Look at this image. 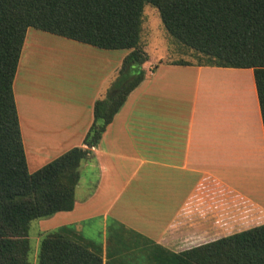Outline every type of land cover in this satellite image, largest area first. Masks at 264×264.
Returning a JSON list of instances; mask_svg holds the SVG:
<instances>
[{"label":"crops","instance_id":"obj_1","mask_svg":"<svg viewBox=\"0 0 264 264\" xmlns=\"http://www.w3.org/2000/svg\"><path fill=\"white\" fill-rule=\"evenodd\" d=\"M26 47L24 38V55ZM142 67L143 79L78 165L72 209L45 218L44 230L66 227L68 236L86 242L85 224L95 222L104 260L107 247L118 244L117 236L108 237L116 229L127 243L139 239L178 252L264 223V134L252 70L172 62ZM108 76L84 101L71 94L51 102L21 93L15 71L27 171L83 146L92 103L106 94ZM81 173L92 174L87 184Z\"/></svg>","mask_w":264,"mask_h":264},{"label":"trees","instance_id":"obj_2","mask_svg":"<svg viewBox=\"0 0 264 264\" xmlns=\"http://www.w3.org/2000/svg\"><path fill=\"white\" fill-rule=\"evenodd\" d=\"M156 9L164 32L196 65L250 68L264 134V0H0V264H30V222L70 211L78 165L95 146L144 77L143 6ZM98 49L127 50L104 96L92 103L83 146H73L32 172L27 171L12 80L27 28ZM187 64L182 60L172 62ZM112 229V228H111ZM58 227L42 233L37 264H129V247L149 250L153 264H264V223L178 252L135 239L108 246L80 242ZM111 234V235H110ZM121 236V237H119ZM139 248V249H140Z\"/></svg>","mask_w":264,"mask_h":264},{"label":"rangeland","instance_id":"obj_3","mask_svg":"<svg viewBox=\"0 0 264 264\" xmlns=\"http://www.w3.org/2000/svg\"><path fill=\"white\" fill-rule=\"evenodd\" d=\"M141 40L148 58L142 64L146 68L158 62H175L182 60L196 64L192 52L179 50L164 32L157 11L150 5L143 6ZM26 55L20 51L16 65L17 88L21 93L32 97L41 96L43 100L62 102L71 94H79L86 100L92 94L101 79L105 76L113 78L115 70L120 67L121 56L125 50L98 49L74 40L63 38L34 28L25 31ZM32 36L37 37L34 46L29 49ZM27 49H29L27 51ZM111 76V77H110ZM58 100V101H57ZM50 105V103H49ZM28 171L31 172V165ZM82 181L92 178L91 173H81ZM44 219L38 218L30 222L28 230L30 264H37V252L42 233L46 232ZM49 226V225H48ZM89 240L98 242L99 232L95 222L85 224ZM112 227V226H111ZM130 236L131 234L128 233ZM85 236V235H84ZM127 238V236H126ZM140 247H129L132 252L122 256L129 264H153L148 257L149 250Z\"/></svg>","mask_w":264,"mask_h":264}]
</instances>
